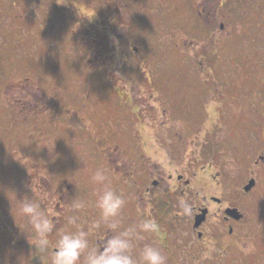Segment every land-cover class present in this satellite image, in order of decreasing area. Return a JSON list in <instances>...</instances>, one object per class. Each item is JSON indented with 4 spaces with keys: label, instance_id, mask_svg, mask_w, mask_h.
<instances>
[{
    "label": "rangeland",
    "instance_id": "rangeland-1",
    "mask_svg": "<svg viewBox=\"0 0 264 264\" xmlns=\"http://www.w3.org/2000/svg\"><path fill=\"white\" fill-rule=\"evenodd\" d=\"M72 1L0 0V264H8L5 238L9 220L12 223L20 220L26 226L18 215L17 200L39 194L34 184L32 192V185L27 183L34 170L24 167L25 152L20 149L36 147L32 142L46 149V153L56 147L53 133L57 128L54 120L58 117L51 110L54 90H58L55 96L69 100L71 94L64 86L83 82V77L94 72L98 76H93H102L100 83L120 85L124 90L119 115L130 119L129 126L136 135L135 139L130 135L127 141L122 139L119 146L125 162L129 157L136 165L143 164V168L159 173H163L167 164H177L178 168L187 165V178L203 181L204 195L214 192L218 196L239 197L241 211L249 218L236 229L242 239L236 246L235 264H260L261 255L259 262L249 255L264 253L261 238L264 229V20L252 13L248 14L251 22L245 26L231 20L227 32L218 34L215 65L203 73L204 61L200 54L210 48L211 40L201 41L199 48L193 50L192 46H185L184 41L189 43L199 37L177 29L175 23H180L182 18L179 12L174 13L164 5L165 0H130L128 7L120 0H106L104 6H101L103 0H98L100 6L94 5L96 0ZM113 5L119 10L116 12L113 8L108 17L123 24L119 33L110 28L105 30L100 23L88 24L89 19L93 23L101 21L97 14L100 7L108 12ZM197 19L201 23L202 15L199 18L197 13L193 14L191 21L195 23ZM229 34L231 41L226 39ZM119 35L122 41L116 39ZM134 47L139 49L135 58ZM137 58L146 66L137 65ZM127 61L132 62L127 66ZM245 62L254 66L258 75L248 76L242 66ZM256 65L260 67L257 69ZM94 81L91 79V83ZM26 83L44 91L43 104L47 109L42 110V115L27 113L30 109L12 98V89ZM17 98L26 101L23 96ZM21 122L23 128L19 125ZM149 132L156 133V137L149 139ZM84 141H70L71 148L75 149L73 154L85 156ZM68 144L64 145L68 147ZM148 148L154 152L153 162L141 156ZM130 151L136 156H128ZM76 159L81 168L71 170L70 178L62 176L74 181L70 189L59 188L68 194L67 203L62 206L65 211L73 212V198H82L90 203L80 213H95L90 184L94 170L88 171L85 162L79 157ZM252 177L256 184L246 193L244 187ZM217 180L220 181L218 188ZM33 182H39L57 204L56 177L50 179V187L40 180ZM129 209L127 204L125 215ZM29 232L26 226L27 236ZM250 245L254 251L249 253ZM33 256L30 252L28 262L24 259L23 264L48 261L40 257L39 263H33Z\"/></svg>",
    "mask_w": 264,
    "mask_h": 264
},
{
    "label": "flooded vegetation",
    "instance_id": "flooded-vegetation-1",
    "mask_svg": "<svg viewBox=\"0 0 264 264\" xmlns=\"http://www.w3.org/2000/svg\"><path fill=\"white\" fill-rule=\"evenodd\" d=\"M120 1H123L122 5L129 6L130 0ZM103 2L101 6H104L107 1L103 0ZM94 5L100 6L99 1L96 0ZM117 5H113L108 12H106L108 9L100 7L97 10V14L101 17V21L99 19L98 22L93 23L89 19L87 21L88 24L95 25L100 23L105 30L110 28L111 31L119 33L123 24L108 17L113 8L116 12L119 10ZM164 5L174 13L179 12V17L182 20L180 23H175L178 26L177 29H181L185 34H190V36L199 37V39L189 41V43L184 41L185 46L190 45L192 46L191 50H193L194 47L199 48L201 41L211 40L208 42L210 48L203 49L202 54H200L202 56L201 60L204 61L201 65L202 72L205 71L206 66L214 65L212 61L216 60V50L219 49L218 34L221 36L227 32V26L231 25V20L237 25L241 22L245 26V23L249 24L251 22V18L248 17L249 13L254 14L255 18L264 20V0H165ZM108 6L111 7V4ZM196 13L199 18L202 15V24L198 19L195 23L191 21V17ZM234 33L235 29L233 28L231 31L232 36L235 35ZM97 34L102 38L100 32L97 31ZM231 34L226 36L227 40L232 38ZM116 39L122 41L120 35L116 36ZM133 50V57L135 58L139 49L134 47ZM245 55L248 56V54ZM130 63L127 61L125 65L128 66ZM141 63L143 65L146 64L137 58V65H141ZM110 64L113 65L114 62ZM93 74L88 73L86 77H83V82H73L68 86H64L67 88L66 91L71 94L69 100H61L60 97L55 96V92L58 90H54L51 110L54 112L55 118L58 117L54 120L57 128L53 133L57 141L56 147L51 148L49 150L51 152L46 153V149L43 150L32 142L36 146L32 147L33 149H20L25 152L23 154L25 156L22 158L25 164L24 167H31L34 170L32 178L30 181L27 180V183L30 185L34 184L38 188L39 182H33L35 179L36 181H42L46 187H50V179L56 177L59 185L54 190L55 194L58 192L56 197L58 200L56 204L57 215L55 217L57 229L71 228V225L67 224L66 217L74 213L64 210L62 205L67 203L68 194L59 188L66 186L70 189L74 185V181L62 179V176L63 178L64 176L70 178L72 175L71 170L81 168L78 167L79 162L76 159L79 157V160L85 162L88 171L95 170L96 167L101 165L109 169L113 187L124 194L130 207L129 214L125 215L127 222H134L137 219L138 210L145 211L156 220L159 225V232L154 237H147L145 242L158 243L168 257V264H198L203 246L210 241L214 242L217 251L213 258L204 262V264H235L237 257L236 246L238 241L240 240L241 242L242 239L241 234L239 235L236 229L245 219L248 220L249 218L246 213L241 211L239 197L230 195L218 196L214 192H207L204 195V182L188 179L186 176L187 165L183 166L184 168H178L177 164H167L166 169L162 170L163 173H159L152 168L151 170L143 168V164L136 165L129 157L128 161L125 162L123 151L119 146L123 143V140L127 141L126 139H129V135L134 139L136 135H133L129 126V123H131L129 122L130 119L127 120V118L119 115L120 110L122 111L123 108L124 90L120 85L100 83V81H103L102 76L97 78L96 76L98 75L95 74L96 76H93ZM91 79L95 81L91 83ZM32 88H35V91ZM7 91L10 92L11 90L7 89ZM12 94H14L12 98L16 103H20L23 107L30 109V111H26L27 113L42 115V110L47 109V106L43 104L46 100L44 91L39 89V87L26 83L19 89L13 88ZM18 96H23L26 99L25 103L19 101ZM62 115L65 116L64 119H60ZM39 123L43 124L40 121ZM19 125L23 128L24 123L21 122ZM155 137L156 133H148L149 139H154ZM75 139L85 140V156L73 154L75 149L71 148L70 141H75ZM96 140L98 143L94 142ZM65 142L69 143L68 147L64 145ZM77 151L82 152L81 150ZM131 151L127 155L130 157L136 156L135 153L131 154ZM141 156L143 160L147 158L152 160V162L155 157L154 152L149 150V148ZM18 166L20 168L23 167L21 164H18ZM153 166L157 167L154 164ZM168 167H171V169H167ZM63 171H65V174ZM217 182L218 186L216 188L219 187L220 181L217 180ZM180 200H184L191 205L190 215L181 214L178 208ZM235 208L242 213L241 219H236L233 215L227 213L228 210ZM204 211H206V215H203ZM77 214L81 217L88 216L91 218H95L96 215V213L92 212ZM199 216H204L205 218L201 225L196 227V220ZM9 222L5 238L7 249L5 254L6 263L23 264L24 259L28 262L30 252L34 255L33 259L31 258L33 263H39L42 257L47 259L46 253L34 249L31 245V231L28 236L24 233L27 225L24 226L23 222L21 224L20 220L13 223L9 220ZM261 238L264 245V229L261 232ZM52 239L54 242L55 237ZM262 248L264 249V246ZM259 255H261V261ZM249 256L252 257H249L250 259L258 258L257 261H260V264H264V253H255ZM40 257L41 259H39ZM44 262L48 264V261ZM245 264L247 263L245 262ZM249 264L251 263L249 262Z\"/></svg>",
    "mask_w": 264,
    "mask_h": 264
},
{
    "label": "clouds",
    "instance_id": "clouds-1",
    "mask_svg": "<svg viewBox=\"0 0 264 264\" xmlns=\"http://www.w3.org/2000/svg\"><path fill=\"white\" fill-rule=\"evenodd\" d=\"M90 184L95 218L78 215L90 202L74 197L71 205L74 214L66 217L71 228L57 229L56 205L45 188L37 186L39 194L35 198L17 200L18 215L32 233L29 241L34 249L46 253L48 264H168V257L158 243L145 242L159 232L158 223L140 210L134 222L126 221L127 201L113 187L109 169L103 165L96 167L90 175ZM178 208L182 215L191 214V205L184 200L179 201ZM216 251L214 242L205 244L198 264L210 261ZM247 251H254L253 246Z\"/></svg>",
    "mask_w": 264,
    "mask_h": 264
},
{
    "label": "water",
    "instance_id": "water-1",
    "mask_svg": "<svg viewBox=\"0 0 264 264\" xmlns=\"http://www.w3.org/2000/svg\"><path fill=\"white\" fill-rule=\"evenodd\" d=\"M255 184H256L255 178L250 179L248 184L244 187V190L246 192L251 191L253 189V187L255 186ZM227 213L230 214V215H233L236 219H241V217H242V214L239 212L238 209H230V210L227 211ZM203 215H206V211H204ZM204 218H205L204 216L197 217L195 226L199 227L201 225V223L203 222Z\"/></svg>",
    "mask_w": 264,
    "mask_h": 264
},
{
    "label": "trees",
    "instance_id": "trees-1",
    "mask_svg": "<svg viewBox=\"0 0 264 264\" xmlns=\"http://www.w3.org/2000/svg\"><path fill=\"white\" fill-rule=\"evenodd\" d=\"M64 1V0H63ZM69 1V3H72L73 1L72 0H68ZM213 62H215L214 60H213ZM247 63L248 62H245V64H242V66H245V69H246V71H247V75L249 76V74H253V75H258L257 74V72L253 69V68H255L254 66H248L247 65ZM258 67H260V66H258V65H256V68L258 69ZM243 76H246V74L244 75L243 74ZM263 89V88H262ZM261 89V90H262Z\"/></svg>",
    "mask_w": 264,
    "mask_h": 264
}]
</instances>
